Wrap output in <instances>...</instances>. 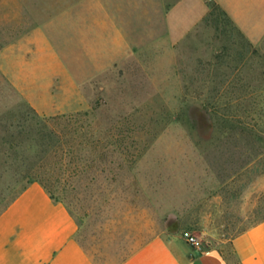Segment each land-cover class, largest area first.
Returning <instances> with one entry per match:
<instances>
[{
  "label": "rangeland",
  "instance_id": "374dc122",
  "mask_svg": "<svg viewBox=\"0 0 264 264\" xmlns=\"http://www.w3.org/2000/svg\"><path fill=\"white\" fill-rule=\"evenodd\" d=\"M176 1L154 0L152 42L138 43L105 68L79 70L93 67L92 53L84 48L81 59V49L66 42L75 31L68 0H0V207L26 183L21 173L32 166L45 171L41 157L52 146L43 148L40 133L64 132V118L55 123L52 116L74 114V125L82 127L66 136L77 149L64 160L72 183L43 175L101 263L122 260L155 234L184 237L190 230L204 248L240 264L234 236L264 218V44L249 42L214 0H182L177 31L184 15L207 11L177 38L163 23ZM87 2V39L97 38L94 6L104 2L134 40L150 0ZM18 17L25 29L41 26L52 41L43 50L62 56L81 80L76 91L59 90L64 72L58 67L54 102L43 109L32 103L41 93L25 91L29 86L20 87L8 67L19 53L17 44L6 43L20 30ZM30 46L21 51L28 61L35 55ZM35 71L44 78L40 67ZM76 163L83 164L80 174Z\"/></svg>",
  "mask_w": 264,
  "mask_h": 264
},
{
  "label": "crops",
  "instance_id": "0c3cea01",
  "mask_svg": "<svg viewBox=\"0 0 264 264\" xmlns=\"http://www.w3.org/2000/svg\"><path fill=\"white\" fill-rule=\"evenodd\" d=\"M231 17L235 26L243 36L254 45L264 44V0H214ZM182 0H177L167 7L163 15V23L173 36L179 38L187 29L193 27L207 7L196 15L182 17L185 27L182 32L175 28V19L179 17L177 9ZM99 8L100 15L94 18L99 30L97 38L89 40L85 29V21L91 6L87 0H68L67 19L72 21L74 33L67 38V43L92 53V65L81 64L77 69L105 68L123 52L135 51L138 43L152 42L155 31V6L150 0L146 7V18L141 26L132 29L124 28L121 19L116 21L112 8L104 2ZM17 18V17H16ZM19 19V20H18ZM20 30L7 44H17L19 53L8 67L17 77L20 87L30 93L40 92L33 96L32 103L43 109L54 102L51 93L55 90V78L58 67H61L64 79L59 90L76 91L81 81L74 71L69 70L62 56L43 49L52 44L45 33L35 29H25V24L18 17ZM188 20V22H186ZM70 24V23H68ZM110 25L111 28L108 27ZM141 40H137V32ZM146 39V40H144ZM25 44H30L34 56L28 61L26 54L21 53ZM82 46H81V45ZM80 45V46H79ZM82 47V48H81ZM76 49V50H78ZM70 55L74 48L69 47ZM77 52V51H76ZM85 53V52H84ZM34 59V60H33ZM31 61V62H30ZM93 61H97L94 65ZM10 63V64H9ZM18 71L14 70L16 68ZM34 67V68H32ZM41 68L44 78H39L36 69ZM16 71V72H15ZM80 72V71H79ZM33 79V81H31ZM79 222L68 205L51 196L48 189L40 181L30 182L24 190L0 213V264H105L97 261L89 249L78 237ZM233 248L240 264H264V218L247 226L233 238ZM114 264H232L219 251L192 245L181 235L159 233L151 236L143 244L130 252L122 260Z\"/></svg>",
  "mask_w": 264,
  "mask_h": 264
},
{
  "label": "trees",
  "instance_id": "16d2710c",
  "mask_svg": "<svg viewBox=\"0 0 264 264\" xmlns=\"http://www.w3.org/2000/svg\"><path fill=\"white\" fill-rule=\"evenodd\" d=\"M218 4V3H217ZM218 6L221 8L222 12L227 15L230 19L231 17L229 14L223 9L219 4ZM215 12V8H212L209 11V14H213ZM232 21V19H231ZM233 22V21H232ZM239 30V29H238ZM243 35V34H242ZM90 111L86 110L81 112L82 114L86 115L89 114ZM80 114V112H78ZM75 115L70 113V114H62V115H55L52 116V119L55 120V123L61 122V118H64V132L61 130H55V129H50L49 131L46 132H39L40 133V144L45 146H52V149L48 151L47 149V154L42 155L43 165L46 167L45 173H51V174H56L58 177L63 179L65 184H71V177L72 174L68 173V163L65 160V157H67L69 154L75 155L76 152L75 150L77 149L76 146L73 144V138L72 137H67L66 136L72 131H76L79 129V127H82V124H76L74 125L73 119ZM51 152V153H48ZM56 155L59 157L57 159H52L50 158L51 155ZM51 159V161H50ZM42 165V164H41ZM74 171L76 174H80L81 172L84 171V167L82 163H76L74 167ZM43 173L39 170L38 167L32 166L31 168H28L26 172L21 173V176L19 179L26 178L27 181L26 183L18 189L9 199L3 202L2 206L0 207V213L7 208V206L24 190V188L32 181H40L50 192L51 196L57 199L52 191V187L50 186V183L48 182V178L44 176ZM10 187V186H8Z\"/></svg>",
  "mask_w": 264,
  "mask_h": 264
},
{
  "label": "built area",
  "instance_id": "2783aa9c",
  "mask_svg": "<svg viewBox=\"0 0 264 264\" xmlns=\"http://www.w3.org/2000/svg\"><path fill=\"white\" fill-rule=\"evenodd\" d=\"M183 235L187 239V241L190 242L192 245L198 247L199 249L204 248L201 239L196 234L191 232L190 230H185L183 232Z\"/></svg>",
  "mask_w": 264,
  "mask_h": 264
}]
</instances>
